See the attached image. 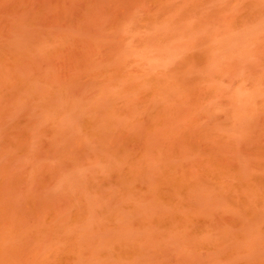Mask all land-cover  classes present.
<instances>
[{"label":"rangeland","instance_id":"1","mask_svg":"<svg viewBox=\"0 0 264 264\" xmlns=\"http://www.w3.org/2000/svg\"><path fill=\"white\" fill-rule=\"evenodd\" d=\"M0 264H264V0H0Z\"/></svg>","mask_w":264,"mask_h":264}]
</instances>
